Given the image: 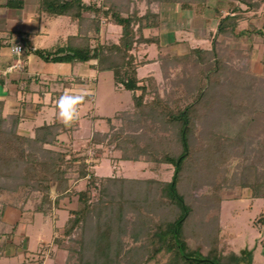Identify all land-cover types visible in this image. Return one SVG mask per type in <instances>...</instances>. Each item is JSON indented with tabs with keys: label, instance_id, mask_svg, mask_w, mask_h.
<instances>
[{
	"label": "rangeland",
	"instance_id": "obj_1",
	"mask_svg": "<svg viewBox=\"0 0 264 264\" xmlns=\"http://www.w3.org/2000/svg\"><path fill=\"white\" fill-rule=\"evenodd\" d=\"M239 5L242 8L241 10H248L242 19L241 27L251 29L252 26L256 28L263 26L264 4L253 12L247 9V5L238 3L236 0H208L206 4L200 5L199 9L184 10L183 15L178 13L181 16L179 18H183L179 27L187 32L179 35L177 31H167L169 27H165L166 30L162 27V31L160 27L154 31L147 30L146 34L148 35L150 32L158 34L163 32L164 34V32H167L165 36L167 41L169 40L167 38L178 34L177 37L180 39L178 43H187H184V46L178 45L176 54L168 52L172 56L187 54L195 46L211 48L213 41H215L219 45L217 47L220 50L219 55L222 59H225V65L226 62H229L232 67H236L241 71H248L251 74V82L248 85L250 90L247 88L245 96L243 97L239 90L236 91L238 93L236 99L240 104L242 103L241 107L243 108H240L239 119L225 121L222 124L225 140L220 139L227 145H223L221 149L216 150L217 152L213 153V157H210L205 165L201 160L207 155L209 147L205 145L197 146L192 157L194 161L191 159L188 163L190 165L188 171H192L190 175L196 177L197 184L193 187L189 181L184 180L181 183V189L189 192L190 199L194 200L195 209L187 218L184 226V229L186 228L185 235L191 247L199 246L204 254L213 250L216 251L222 257L220 264H264V225L262 224L264 219V197H255L251 194L253 183L261 184L258 186L260 189L257 188V191L260 194L264 192V41L261 35L255 33L252 36L245 34L240 38H235L217 32L221 16L226 15L235 6ZM160 6L159 11L161 14ZM141 9H144L142 4ZM165 15L167 17V14ZM171 19L168 17L165 22L168 23L169 21L170 23ZM57 21V25L53 27L51 32L53 39H49L51 40L50 44L57 36L71 33L73 28L66 17H61ZM72 23L76 25L75 22ZM201 33L205 34L204 40L201 39ZM120 34L121 27L119 25L111 23L105 18L102 19L99 39L101 42H118ZM158 52L159 49L154 44L136 46L132 51L137 64L138 76L141 77V82L147 84L148 90L144 98L145 103L153 101L157 95H160L164 100L170 98L173 101L179 97L183 100L182 105L192 101L200 90L198 83L193 82V80L188 83L183 77L185 71L181 69L182 66L178 63L175 66L170 62L161 65L160 58H157ZM229 63H227L228 66ZM46 66L52 71L60 72L70 67L65 63L53 62L46 63ZM91 73L92 75L87 78L89 81L86 82L90 85V88L82 89L78 87L75 91L90 93L79 106V117L82 125L86 128L89 123V120L83 116L85 113L104 117H112L120 113L119 116L124 117L115 119L112 126L108 125L105 119H101L100 127L102 131L91 130L92 125L90 123L84 133L75 132L74 125H77V123H75V120L71 122L67 128L68 137H62L65 145L61 149H68L66 160L71 157L83 158L87 164L88 172H93L98 177L119 175L137 179L156 177L162 181L170 180L174 169L171 164H160L158 170L154 171V164L145 161L143 158L138 161L119 160L120 152L115 148V143L108 141L110 134L119 129L136 132L137 135L143 134L142 136L146 138L160 134L166 135V133L161 132L160 126L154 127L149 120L129 124L126 121L125 113L133 104V93L116 84L112 71L98 70ZM217 91L215 92L217 93ZM219 93L223 94L222 91ZM255 111L256 116H254ZM20 126V131L28 132L27 130L32 124L24 123ZM252 126H254V129H251ZM61 134L63 135L65 132ZM97 134L99 135L96 136ZM93 137L99 138L100 142L90 141ZM50 148L58 150L60 147L50 146ZM11 154L12 152L9 153L8 150H5L3 156L9 157ZM204 170L211 171L204 172ZM74 172L71 173L68 182L69 194H64L62 197L69 196L71 200H75L76 209V191L85 189L92 178L88 174L84 178H75L77 173ZM20 173L21 171L15 167L10 170L0 167V204L7 200H27L31 197L35 198L34 200L38 199L39 193L37 191L30 187L21 186L19 178L24 175ZM31 184L36 185V182L33 181ZM49 184L51 186L50 194L57 196L55 184L53 182ZM249 184H251L250 187ZM107 186L109 187L106 188L108 189L106 197V193L102 194L101 181L96 179L90 188L89 203L97 212L101 207V198L107 200L112 197V201L116 203L115 212L112 211L113 216L108 215V220L111 218L112 220L114 218L118 219L117 213L120 212L122 224L120 223L118 226V221L114 220L115 225L109 233L113 234V239L118 236L119 242L114 241L109 261L106 258L104 259L105 262H99V264H173L169 253L163 252L155 256L151 255V235L160 231L156 229L158 226L166 228L165 225L177 216V209L168 201L166 204H164L165 201H162L161 189L159 188L158 192L153 194L152 187L149 184L145 185V183L136 186L135 184L122 185L115 182L113 184L109 183ZM123 186L125 189H123ZM217 189H219L218 193L221 195V202L218 210L216 207V215H213L215 209L212 212V204L207 197L211 196V191ZM124 192H126V195ZM121 196H124L123 199ZM139 196H141L139 201H135ZM144 196L147 197L146 200ZM150 197L153 198V201L149 199ZM71 200L70 202H72ZM118 203L121 208L117 207ZM107 212L104 209L99 216L94 215L91 218V223L88 220V229L85 236L81 232L82 228H78L77 234H74L76 240H79L82 235L86 242L85 244H79L78 242L73 246H75L76 251L80 250L82 255V249L85 250V258L78 261L75 256L70 264H96L93 260L95 236L99 233V230H103L106 226ZM96 224H98L97 228L94 227ZM76 240L74 239V241ZM65 244L67 248L70 246L69 242ZM242 248H250L251 256L246 253L243 254ZM45 250L44 248L42 252L44 258L45 255L43 254H48ZM232 253L239 257L238 262H228ZM98 261H101V257ZM179 264L183 263L180 262Z\"/></svg>",
	"mask_w": 264,
	"mask_h": 264
},
{
	"label": "trees",
	"instance_id": "obj_2",
	"mask_svg": "<svg viewBox=\"0 0 264 264\" xmlns=\"http://www.w3.org/2000/svg\"><path fill=\"white\" fill-rule=\"evenodd\" d=\"M236 1L247 5V9L253 12L264 4V0ZM207 2L208 0H39L38 9L40 12L50 17H69L72 22L76 23L77 31L75 34L61 38L54 48H29V51L35 52L47 62L77 64L96 60L95 67L99 71H112L116 84L133 93V104L125 113L126 121L131 124L141 120H149L154 127L160 126L161 132L166 133V135L160 134L146 138L142 136L143 134L137 135L136 132L119 129L110 134L108 141L115 143V148L120 152L119 160L138 161L143 158L145 161L154 164V171H157L158 165L163 163L171 164L174 167L172 177L168 181H162L156 177L144 179L127 178L119 175L98 177L93 172H88L87 164L83 158L71 157L66 160L68 149H61L65 142L60 138L61 133L67 131L63 122L54 120L36 126L33 135L22 133L19 130L20 124L26 117L23 110L4 114V102L0 100V167H5L8 170L15 167L21 171L20 174L24 175L19 176L21 186L30 187L39 193L38 199L35 200L36 211L47 212L51 208V186L49 183L55 184L56 198H58L64 194H69L68 182L73 171L77 173L75 178H84L87 174L92 178L85 189L76 191L77 208L69 211L70 215L64 224L65 238L63 240L57 239L58 242L70 243L65 264L73 262L75 256L78 261L84 260L85 250L82 249V255L80 250L76 251L73 244H78V242L85 244L86 240L83 239V236L88 229L87 222L90 221L91 223V218L94 215L99 216L104 209L108 211L107 223L104 229L99 230L95 236L94 262L99 264V262H105L104 259L106 258L109 261L112 245L119 242L118 236L113 239V234L109 233L115 225L114 220L118 221V226L122 221L120 212L117 213L118 219L112 220L111 218L108 220V215L113 216V212H115L116 203L112 201V197L107 200L101 198V207L97 212L89 203L90 188L96 179L101 181L102 194L106 193V197L108 193L106 188L109 187L107 186L109 183L118 182L122 185L135 184L136 186L145 183V185L149 184L152 187L153 194H156L160 188L162 201H165L164 204L168 201L177 209L176 218L169 221L165 225L166 228L158 226L156 229L160 231L151 235V255L169 253L173 264L180 262L183 264H220L222 262V257L216 251L213 250L204 254L199 246L191 247L189 245L184 226L195 207L194 200L190 199V193L182 191L181 183L186 180L193 187L197 184L196 177L190 175L192 171H188L190 168L188 163L197 146L209 147L207 155L201 160L205 165L208 163V159L213 157L216 150L227 145L220 139H224L222 124L225 121L239 119L242 103L240 104L236 99L238 97L236 91L239 90L242 96H245L251 82V74L248 71H241L232 67L229 62H226L225 65V59L219 55L220 50L217 48L219 45L215 41H213L211 48L195 46L187 54L172 56V54L163 51L160 34L154 32L146 34L147 30L154 31L160 28L159 6L162 3L175 4L180 10H196V8L199 9L200 5ZM141 4L144 5V9H141ZM241 9L240 5L235 6L232 11L221 16L217 32L235 38H240L245 34L252 36L255 33L261 35L264 41V23L261 28L252 26L250 29L240 26L246 11H248ZM104 18L121 27L118 42L111 41L108 43L99 40L101 21ZM252 30L253 32H251ZM151 44L156 45L159 49L157 58H160L161 65L170 62L175 66L178 63L182 66L181 69L186 72H184V79L188 83L192 80L198 83L200 90L192 101L182 105L183 100L179 97L173 101L170 98L164 100L160 95H157L153 101L145 103L147 84L141 82L138 76L137 64L132 51L136 46ZM22 47L24 49L23 45ZM189 66L191 67L189 68ZM220 91L223 94L219 93ZM236 101L237 103H235ZM119 114L112 117L98 116V118L105 119L106 123L112 126L115 119L124 117L119 116ZM254 116H256V111ZM251 129H254V126ZM99 140V138L93 137L90 141L99 143ZM46 145L49 146L46 148ZM50 146L60 148L55 150ZM5 150H8L9 153L12 152V154L9 157L3 156ZM210 171L204 170V172ZM33 181L36 182V185L31 184ZM250 185L248 186L250 187ZM260 185L254 183L251 185L253 186L251 190L253 196L264 197V192L260 194L257 191V188L260 189L258 187ZM215 187L219 188L217 185ZM123 189H125L124 186ZM218 190L211 191V196L207 197L212 204V212L215 209L213 215H216V207L218 210L221 202V195H219ZM124 193L126 195V192ZM101 197L103 196L101 195ZM140 197L134 198L135 201H139ZM146 198L144 196L145 200ZM3 203L1 202V205H4ZM119 205L118 203L117 207L121 208ZM1 215L2 207L0 208V217ZM262 224L264 225V219ZM79 227L82 228L83 236L81 235L80 239L76 240L74 234H77ZM94 227L97 228L98 224ZM242 253L251 256V250L248 248L243 249ZM100 257L101 261H98ZM238 259L239 257L232 253L228 262H238Z\"/></svg>",
	"mask_w": 264,
	"mask_h": 264
},
{
	"label": "crops",
	"instance_id": "obj_3",
	"mask_svg": "<svg viewBox=\"0 0 264 264\" xmlns=\"http://www.w3.org/2000/svg\"><path fill=\"white\" fill-rule=\"evenodd\" d=\"M38 2L39 0H0V100L4 102V114L23 110L26 117L21 124L28 123L32 126L28 132H21L28 135H33V128L43 123L54 120L62 122L58 116L59 96L66 90L75 92L78 87L90 88L86 83L89 81L87 78L92 75L91 72L98 71L95 67L96 60L77 64L65 63L70 65L67 70L52 71L46 66V63L51 62L29 51V48H54L61 38L77 31L76 25L69 17H50L40 12ZM160 8L161 31L162 27H169L167 31H177L179 35L187 32L179 27L183 19L179 17L183 15L184 10L178 9L172 3H163ZM61 17L68 18L73 27L71 33L57 36L50 44L49 39H53V27ZM165 17H172L170 23L165 22ZM166 34L167 32L160 33L164 52L176 54L177 46L187 43L179 44L178 34L167 38V41ZM204 38L205 34L201 33V39ZM16 43L24 46L20 54L11 50ZM81 104L82 102L77 106L78 113ZM83 116L89 120L87 127L91 123V130L102 131L101 119L98 116L86 113ZM75 123V132H86L87 127L82 125L79 116ZM62 137H68L67 131L60 135L61 139ZM70 200L69 196L56 198L55 194H52V206L47 212L36 211L35 200L32 198L3 201L4 205L0 204V264H65L68 258L66 241L58 242L57 239L65 238L64 224L69 211L75 209V200ZM45 245H50V254L44 258L42 252L47 247Z\"/></svg>",
	"mask_w": 264,
	"mask_h": 264
},
{
	"label": "clouds",
	"instance_id": "obj_4",
	"mask_svg": "<svg viewBox=\"0 0 264 264\" xmlns=\"http://www.w3.org/2000/svg\"><path fill=\"white\" fill-rule=\"evenodd\" d=\"M90 93L86 91L71 92L64 91L57 100L59 109L58 116L68 126L72 121L78 119V105L84 101L85 97Z\"/></svg>",
	"mask_w": 264,
	"mask_h": 264
},
{
	"label": "built area",
	"instance_id": "obj_5",
	"mask_svg": "<svg viewBox=\"0 0 264 264\" xmlns=\"http://www.w3.org/2000/svg\"><path fill=\"white\" fill-rule=\"evenodd\" d=\"M11 50H12V52L15 53V54H20V53L22 52V50H23V47H22L21 43H16V44H14V45L11 47ZM45 249H46L45 251H46L48 254H43V255H45V257H47V256L50 254V245H48Z\"/></svg>",
	"mask_w": 264,
	"mask_h": 264
}]
</instances>
